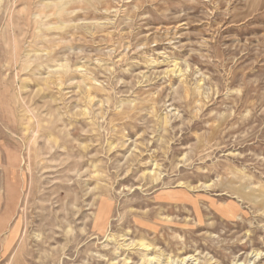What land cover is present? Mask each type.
I'll list each match as a JSON object with an SVG mask.
<instances>
[{"label": "rangeland", "instance_id": "rangeland-1", "mask_svg": "<svg viewBox=\"0 0 264 264\" xmlns=\"http://www.w3.org/2000/svg\"><path fill=\"white\" fill-rule=\"evenodd\" d=\"M0 183V264H264V0H0Z\"/></svg>", "mask_w": 264, "mask_h": 264}, {"label": "crops", "instance_id": "crops-1", "mask_svg": "<svg viewBox=\"0 0 264 264\" xmlns=\"http://www.w3.org/2000/svg\"><path fill=\"white\" fill-rule=\"evenodd\" d=\"M1 184V183H0ZM2 189H4V187H2ZM5 196V195H4ZM3 194H2V190L0 191V227H5L6 226V222L9 214V210L8 208L6 209L7 211H5V209L3 208V198H4ZM6 215V217H5Z\"/></svg>", "mask_w": 264, "mask_h": 264}, {"label": "bare ground", "instance_id": "bare-ground-1", "mask_svg": "<svg viewBox=\"0 0 264 264\" xmlns=\"http://www.w3.org/2000/svg\"><path fill=\"white\" fill-rule=\"evenodd\" d=\"M30 160V159H29ZM30 167V166H29Z\"/></svg>", "mask_w": 264, "mask_h": 264}]
</instances>
